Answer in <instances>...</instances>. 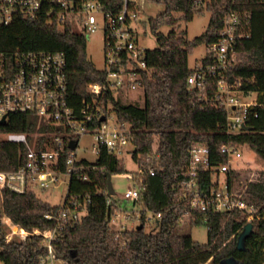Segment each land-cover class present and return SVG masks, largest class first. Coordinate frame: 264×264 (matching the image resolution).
I'll list each match as a JSON object with an SVG mask.
<instances>
[{"label":"trees","instance_id":"trees-1","mask_svg":"<svg viewBox=\"0 0 264 264\" xmlns=\"http://www.w3.org/2000/svg\"><path fill=\"white\" fill-rule=\"evenodd\" d=\"M107 11H121L125 0H100ZM163 3L165 9L157 17L143 21L157 38L158 46L147 49V69L142 71L141 83L145 103L124 101L109 89L99 98L106 116L115 114L117 120L130 126L133 159L144 172L135 174V184L141 189L140 223L120 234L111 226L115 206L108 205V179L129 173L116 153L102 148L96 161L83 160L82 174L74 173L69 196L85 201V214L68 224L53 242L56 259L64 264H223L227 259L243 264H264V171L255 178H242L240 169L232 167L225 173L229 184H245L243 199L258 213L252 221V233L245 238L243 248L238 247L239 236L248 223L243 210L205 211L192 209L182 202L181 193L190 151L194 143L207 144L211 150V163H225L221 147L227 144L248 145L264 159V108L258 107L246 121L249 130L228 132V111L217 104L219 81L229 83L234 94L244 97L258 95L264 102V0H152ZM204 8L211 12L206 32L190 40L186 30L177 31L182 22L193 20L196 12ZM49 7V1L45 3ZM46 8L35 18L18 17L7 27L0 28V51L9 59L17 50L60 51L66 57L68 99L80 111L85 103L97 98L88 90L91 82L103 81L105 69L96 67L87 51V35L79 31L72 20L59 24L51 21ZM238 12L241 31L237 38V60L233 67L208 74L217 57L209 52L198 66L206 74L203 89L191 86L188 77L196 72L191 68L189 56L193 49L218 41L224 17L229 11ZM167 26L168 33L161 31ZM97 123H100L97 118ZM42 130H52L44 126ZM36 125L29 115H13L0 132H33ZM41 141H51L42 137ZM23 144L0 139V171L16 170L26 160ZM95 166L96 168H94ZM153 167L155 175L148 169ZM213 170H201L203 186L212 185ZM240 190V189H239ZM61 205H52L40 198L36 191L19 194L9 189L0 190V256L5 264H40L48 253L41 235H29L25 241L8 240L4 218L28 231L46 230L54 223L45 216ZM163 212V219L147 231L148 212ZM190 213V224L208 227V242L200 243L189 234L179 231L180 218Z\"/></svg>","mask_w":264,"mask_h":264},{"label":"built area","instance_id":"built-area-1","mask_svg":"<svg viewBox=\"0 0 264 264\" xmlns=\"http://www.w3.org/2000/svg\"><path fill=\"white\" fill-rule=\"evenodd\" d=\"M47 0H0V28L10 26L20 16L35 18L44 12ZM46 8L48 18L53 22L64 24L68 20L76 23L79 31L87 34L96 33L100 27L105 32L106 78L103 81L91 82L88 85L90 93L97 98L85 103L77 111L68 99L66 57L60 51L17 50L14 57L9 59L4 51H0V126L9 123L13 115H29L36 130L33 132H0V139L10 143L23 144L26 149V160L16 170L0 171V190H11L23 194L27 191L47 189L58 185L63 177H69V187L74 173L84 174L86 166L78 158L80 141L86 134L94 137L93 153L98 157L102 148L118 155L123 148L131 143L130 126L119 122L113 126L111 115L106 116L99 105V98L109 89L116 93L143 88L141 83L142 71L147 69L145 54L147 49L139 43V25L142 22L134 0H125L121 11H107L100 0H48ZM101 15V18L98 17ZM241 20L238 12L229 11L224 17L218 41L209 47L217 57V62L208 68V74L216 75L234 66L237 60V38L243 37L240 28ZM191 86L203 89L206 84V74L197 66L196 72L188 77ZM220 106L228 111V132H239L246 125L250 115L258 116V107L264 108L258 95H252L247 100L235 96L231 86L226 81H219ZM105 117L104 120L102 118ZM99 118L100 123H97ZM117 119V118H116ZM38 120V121H37ZM51 126L52 130H42ZM42 137H50L51 141H41ZM76 143L74 148L70 147ZM133 145V144H132ZM240 146L227 144L221 147L226 156L225 163L212 165L211 150L207 144L194 143L190 151V162L183 182L181 200L192 209L205 211L212 207L215 211L243 210L248 214V223L252 222L258 210L249 205L244 199L243 189L225 179L222 183L220 175L232 168L234 157L240 158ZM132 152V151H131ZM88 161V160H87ZM96 168L95 166H93ZM201 170H213L212 185L203 186ZM144 172L139 167L138 174ZM153 167L148 169L151 176L155 175ZM129 175L135 181V174ZM113 196V195H112ZM124 199L135 202L131 209L108 199V205H114L115 211L111 217V226L117 231V238L139 223L141 219V189L135 184L134 188L124 193ZM85 201L75 196H66L65 202L58 209L46 214V218L54 223L52 228L28 231L5 217L7 239L25 241L29 235H41L48 253L40 259V264H54L55 252L53 242L68 224L79 221L85 214ZM146 221L155 226L163 217V212L150 211ZM189 219L190 213L185 211ZM0 264H5L0 256Z\"/></svg>","mask_w":264,"mask_h":264},{"label":"rangeland","instance_id":"rangeland-1","mask_svg":"<svg viewBox=\"0 0 264 264\" xmlns=\"http://www.w3.org/2000/svg\"><path fill=\"white\" fill-rule=\"evenodd\" d=\"M138 6V12L141 19L139 25V43L145 49H154L158 46V41L154 33L151 31L149 26L143 25V21H148L150 17H157L160 12H163L165 5L163 3H156L152 0H134ZM201 12H196L193 20L189 22H182L178 27L177 31L186 30L187 37L190 40L202 35L207 31L210 19L211 12L204 8ZM101 18V15H98ZM79 29V28H78ZM172 28L164 26L161 28V31L168 33ZM80 30V29H79ZM87 51L89 57L93 60L96 67L99 69H104L106 65V52H105V32L102 27L92 34H87ZM209 53V46L206 44L199 45L195 47L192 53L189 56V65L191 68L199 66L203 59ZM119 97L124 101L139 103L144 105L145 103V92L144 89L139 87L134 90H127L126 92H119ZM238 98L242 100L249 99L244 97L240 93H236ZM38 121V120H37ZM111 125L117 126V119L114 113L111 114ZM93 142L94 137L92 134H86L82 137L80 141V149L78 150V158L87 159L90 162H94L97 159L96 154L93 153ZM242 156L240 158L233 159L232 167L240 169L242 173V178L245 180L248 177L250 179L255 178L261 171H264V159L260 157L250 146L241 145L239 147ZM134 150V146L129 143L123 148V153L119 154V157L123 160L125 169L130 173L134 174L139 171L138 163L133 159L131 151ZM115 194L113 198L115 201L122 203L124 207L129 209L135 206V202L126 201L124 199V193L131 188L135 187L134 180L129 177V175H114L111 178ZM220 180L223 183L225 180V174L220 175ZM69 177H63V181L58 184L51 186L47 189H39L36 191L37 195L45 201H48L52 205H63L68 194L69 188ZM245 186L242 183L240 186L236 184L238 189H243ZM151 213H148V216H151ZM135 223H140V220L135 221ZM147 231L151 230V225L147 222L145 226ZM179 231L185 234H189L193 237L194 240L204 244L208 242V227L206 225H195L192 226L189 222V219L185 217L179 223ZM54 264H64L60 259H55ZM206 264H212L210 260Z\"/></svg>","mask_w":264,"mask_h":264},{"label":"water","instance_id":"water-1","mask_svg":"<svg viewBox=\"0 0 264 264\" xmlns=\"http://www.w3.org/2000/svg\"><path fill=\"white\" fill-rule=\"evenodd\" d=\"M104 119H105V117L102 118V120H104ZM243 129H244V130H249L250 127L244 125V126H243ZM75 146H76V143H75V142H72V143L70 144V147H72V148H74ZM108 188H109V193H110L111 195H114V194H115V190H114V188H113V184H112L111 177H109V179H108ZM253 227H254L253 222H249V223H247V224L245 225L243 231L241 232V234H240V236H239L238 247H239L240 249L243 248V246H244L245 238H246L247 236H249V235L252 233V231H253ZM223 264H243V263L240 262V261L233 260V259H227V260H225V261L223 262Z\"/></svg>","mask_w":264,"mask_h":264}]
</instances>
